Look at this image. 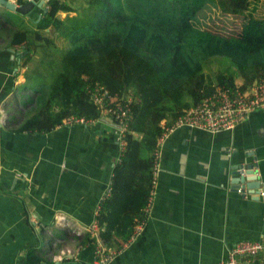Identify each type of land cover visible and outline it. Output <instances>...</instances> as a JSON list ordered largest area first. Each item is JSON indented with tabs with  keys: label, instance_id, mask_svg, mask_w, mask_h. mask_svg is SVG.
I'll return each instance as SVG.
<instances>
[{
	"label": "crops",
	"instance_id": "crops-1",
	"mask_svg": "<svg viewBox=\"0 0 264 264\" xmlns=\"http://www.w3.org/2000/svg\"><path fill=\"white\" fill-rule=\"evenodd\" d=\"M8 1L24 14L2 9L0 17L18 22L37 23L47 7L43 0ZM257 6L254 19L264 26V2ZM21 60L0 39V264H26L30 252L38 264H90L98 247L118 253L116 264H223L239 242L264 244V107L231 131L177 129L159 146L152 192L150 171L138 166L119 176L114 202L124 151L117 129L89 120L46 133L16 131L20 120L7 109L29 92ZM242 164L258 171L247 185L250 197L236 191ZM129 212L138 216L122 229ZM140 214L143 231L128 243ZM239 263L264 264V257Z\"/></svg>",
	"mask_w": 264,
	"mask_h": 264
},
{
	"label": "trees",
	"instance_id": "trees-1",
	"mask_svg": "<svg viewBox=\"0 0 264 264\" xmlns=\"http://www.w3.org/2000/svg\"><path fill=\"white\" fill-rule=\"evenodd\" d=\"M259 1L48 0V12L37 23L2 15L0 39L20 53L22 88L29 91L9 106L20 112L16 131L46 133L71 117L99 122L103 106L127 104L126 146L113 200L119 199V176L138 166L150 171L152 192L162 122L171 125L217 87L250 91L264 80V26L254 19ZM228 18L239 22L238 32L219 25ZM97 86L109 93L102 107L91 94ZM137 216L125 214L121 228H131ZM39 261L30 252L26 264Z\"/></svg>",
	"mask_w": 264,
	"mask_h": 264
},
{
	"label": "built area",
	"instance_id": "built-area-1",
	"mask_svg": "<svg viewBox=\"0 0 264 264\" xmlns=\"http://www.w3.org/2000/svg\"><path fill=\"white\" fill-rule=\"evenodd\" d=\"M264 2V0H262ZM93 101L98 106H103L109 93L102 87H96L91 93ZM264 107V80L255 83L250 91H242L240 89H232L227 86L217 87L209 96H207L200 104L187 109L184 113L171 125H167L166 121L162 122L163 133L158 140V150L156 151L155 166L153 170V183L159 173V146L175 131L182 127L197 129L210 133H220L231 131L235 127L244 122L249 115L256 109ZM102 116L111 117L117 124L121 125L120 130H116L119 143L122 149H125L126 142L124 134L128 127L129 106L118 104L112 108H102ZM93 121L85 118L71 117L63 121V125L88 124ZM122 159H119V164ZM237 176L241 179V184L237 186L236 191L244 197L252 196L247 185L258 176L257 168L248 167L246 164L240 165L236 169ZM111 187L106 197H110ZM105 197V198H106ZM150 202V201H149ZM100 208L97 211L99 216ZM151 202L149 203L146 215L150 213ZM145 220H141L134 228L132 237L128 243L133 242L143 231ZM98 230V222L96 221L90 231ZM117 254L112 251H106L102 247H98L94 260L90 264H116ZM264 257V244L260 242L243 241L235 244L230 250L228 259L223 264H240L239 261L244 258L255 259Z\"/></svg>",
	"mask_w": 264,
	"mask_h": 264
},
{
	"label": "water",
	"instance_id": "water-1",
	"mask_svg": "<svg viewBox=\"0 0 264 264\" xmlns=\"http://www.w3.org/2000/svg\"><path fill=\"white\" fill-rule=\"evenodd\" d=\"M48 0H43L42 3L43 5L46 3ZM2 9H6L8 11L14 12V13H21L24 14V9H20L17 7L14 3L8 0H0V12ZM48 12V8L46 7L44 9V14ZM39 21V20H38ZM37 21V22H38ZM12 54V58H15V53L13 51H10ZM100 122L109 125L113 127L114 129L120 130L122 128L121 125L117 124L111 117L109 116H101Z\"/></svg>",
	"mask_w": 264,
	"mask_h": 264
},
{
	"label": "rangeland",
	"instance_id": "rangeland-1",
	"mask_svg": "<svg viewBox=\"0 0 264 264\" xmlns=\"http://www.w3.org/2000/svg\"><path fill=\"white\" fill-rule=\"evenodd\" d=\"M65 16H66L65 14L61 15V17H65ZM234 22H236L237 24H235V25L232 24L233 22H232L231 18H228V19H226L225 22H219V23H220L219 25L222 26L223 29H226L229 33H232V32L236 33V32L239 31L240 25H239V22H238V21H234ZM217 26H218V25H217ZM222 27H221V28H222ZM48 33H49V34H48L49 37H53V32H52V30L49 31ZM57 44H58L60 47H63V46H64V41H63L62 39H58V40H57ZM21 97H22V95H21ZM21 97H20V98H21ZM10 110H12V109L9 107V108L7 109V111H10ZM11 113H12L11 116H15L16 118H18L19 115H20V112H19V111H17V112L11 111Z\"/></svg>",
	"mask_w": 264,
	"mask_h": 264
}]
</instances>
